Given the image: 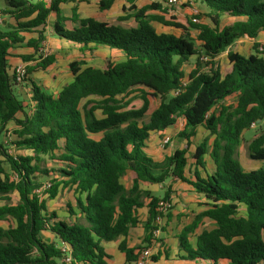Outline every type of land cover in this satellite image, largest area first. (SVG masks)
Returning <instances> with one entry per match:
<instances>
[{"label": "trees", "instance_id": "1", "mask_svg": "<svg viewBox=\"0 0 264 264\" xmlns=\"http://www.w3.org/2000/svg\"><path fill=\"white\" fill-rule=\"evenodd\" d=\"M71 1L0 0L5 5L1 15L11 20L0 27V199L10 200L13 192L19 197L16 204H0V264H109L104 242L127 236L140 222L139 208L147 206L142 244L128 246L123 240L119 245L126 264L136 262L139 251L152 246L153 231L165 230L156 217L160 203L170 198V189L161 199L142 185L172 177L189 183L207 200L206 209L180 236L184 259L264 264V127L250 145V158L263 164L246 169L238 157L243 133L253 124L264 126V55L255 41L256 51L250 55L229 50L225 67L217 59L237 39L257 38L264 30V0H198L208 8L211 23L189 21L196 38L188 37L186 25L145 15L144 9L133 13L137 24L130 27L80 18L75 8L65 17L62 5ZM116 1L98 4L104 11ZM224 16L239 19L222 27ZM153 21L186 34L158 32ZM49 25L60 40L83 49L105 46L120 51L124 59L107 58L100 68L73 60V81L59 93H49L29 78L56 61L52 54H40ZM18 44L38 54V59L25 57L33 64L27 66L23 83L16 82L9 65L10 50ZM192 56L197 60L187 75L183 66ZM26 81L31 83L28 99L17 89ZM133 92L143 99L139 108L129 106ZM148 96L159 99L149 115ZM231 97L233 103L228 102ZM179 119L185 122L179 132L183 146L157 161L149 153L150 135ZM199 127L208 138L197 145L191 161L188 154ZM9 145L28 153L10 152ZM47 158L53 160L51 168L45 165ZM127 174L128 188L122 182ZM45 179L51 183L50 198L60 187H75L80 215L71 205L73 220L48 210L38 192ZM204 217L215 226L203 229L194 246L189 234Z\"/></svg>", "mask_w": 264, "mask_h": 264}, {"label": "rangeland", "instance_id": "2", "mask_svg": "<svg viewBox=\"0 0 264 264\" xmlns=\"http://www.w3.org/2000/svg\"><path fill=\"white\" fill-rule=\"evenodd\" d=\"M78 2V12L82 16H92L95 17L98 20L111 22V23H117L122 26H131L136 25V19L134 18L133 13L136 10L144 9V14L148 16L157 15V16H163L168 20H175L178 23H181L182 25H186L189 28V38H196L197 31L190 26V22L192 21L197 24L201 23H211V19L208 16L209 10L208 8L202 4L198 0H178L176 4H170L168 0H117L113 6L110 8L109 11H103L101 10L98 0H77ZM76 3L74 1L65 3L62 5L63 13L65 15H70L72 12V9L75 7ZM136 7L135 9H132L133 7ZM5 8V5L1 3L0 9L3 10ZM195 17L197 20H194ZM236 17L232 16H224L221 19V26L233 24L236 20ZM49 20L53 21V16L49 17ZM7 23H11V20L8 16L2 15V21H0V27H6ZM152 25L155 27V29L158 32H164V33H173L176 35H185L186 31H183L182 29H176L174 27L165 25L158 21H153ZM47 40L43 41L42 49L40 50V54H52L55 56L56 61L53 65H51L48 70L43 71H37L30 74V77H32L33 81L36 82V84L40 87H43L46 91L49 93L57 94L59 93L62 88L72 81V74L71 70L69 68V63L73 60H83L86 64V66H94L97 68H100L104 65L105 59L108 57H112L115 59V61H120L123 59V54L120 51H113L110 50L108 47L105 46H94L92 45L89 48L83 49L79 45H76L71 42L67 41H61L52 33V26L49 25L47 27ZM251 40H249L248 36H243L240 39H237L235 43L228 47L227 50L221 54L217 59L223 67L226 66V56L227 52L229 50H240V51H252L255 52L254 49V43H250ZM199 43L198 41H196ZM260 44V43H259ZM264 44V41H263ZM261 46V44H260ZM259 46V51L261 50ZM32 54L33 58L38 59V54L35 53L33 48H29L26 46V44H18L15 47H13L10 50V56H9V65L10 70H13L14 67H16L19 64H24L26 66L32 65L33 60H26V56ZM197 60V56H192L190 60L184 64L183 68L188 75V73L195 67V63ZM18 91L20 92V87H17ZM24 90V89H23ZM21 90V91H23ZM22 95V94H21ZM151 101V109L148 112V115L152 110L158 107L159 105V99L148 96ZM129 99H131L130 107H136L139 108L143 104V99L140 96L139 92H133L129 95ZM229 103L234 102V98L231 97L228 100ZM98 114L100 115L101 112L98 111ZM148 115L146 119H148ZM176 130L174 131V135L171 138L170 144L167 148L168 151H175L176 149L180 148L183 145L184 140L179 136L178 130H182L184 128V121L183 119H179L176 124L174 125ZM263 123L261 125L259 124H253L252 128L249 130H246L243 133V141L242 144L238 150V157L246 169H254L263 164L262 161L259 160H252L250 158V145L254 138L260 134ZM175 132H177L175 134ZM157 132H153L151 135L154 137L157 135V138H160L158 134H155ZM150 135V136H151ZM3 139L9 140L10 137L3 136ZM151 138V137H150ZM149 138V139H150ZM207 135L204 132V128L199 127L198 133L195 137H193L192 140V150L188 154L190 157V160L192 161V155L196 151L197 145H199L203 140H205ZM153 139V138H152ZM209 147L212 146V139H209ZM10 152H15V148L12 145H9ZM17 153H28L27 151L23 150H17ZM156 157H158V160L164 161L165 158L161 156V154L156 153ZM208 160L209 167L213 166V161L209 157V155L206 156ZM44 164V163H43ZM45 165L48 167H52L53 160L50 158H47L45 161ZM6 168L8 171H10L9 166L6 165ZM55 175V172H52V175ZM175 179H178L176 177H172L168 179L166 182L162 183V185L154 186L153 187V194L160 197L161 199L165 196V193L168 190V183L170 181H174ZM46 183H49V179H45ZM122 182L125 184V186L128 188L131 186V177L129 174L125 175L122 178ZM73 189L71 187H67L63 189L60 187L59 193L56 197L50 198L49 196V189L46 190H40V196L41 199L45 201L46 206L49 208V210H55L57 213L60 214V216H64V206L65 203L68 202V199L72 197ZM172 193V190H171ZM170 193V194H171ZM10 200L8 199H0V204L10 202L13 204H16L18 202V194L17 192L11 193L9 196ZM172 200V198H169ZM177 203V201H172V207L169 209L166 215L169 214L173 209L174 205ZM163 204V202H161ZM246 213L245 208L242 207L240 214L244 215ZM166 215L162 217L161 221L158 222V226H164L165 230L168 231L165 232L163 228H159L156 235L153 237V253H157V250L164 249L163 246L165 243L168 245V247H175L176 244L173 240H168L167 238H174L176 229L175 224L173 221H169L166 218ZM215 225L214 223H211V227ZM167 241V242H166ZM169 250V249H168ZM157 255V254H156ZM165 260V259H164Z\"/></svg>", "mask_w": 264, "mask_h": 264}, {"label": "crops", "instance_id": "3", "mask_svg": "<svg viewBox=\"0 0 264 264\" xmlns=\"http://www.w3.org/2000/svg\"><path fill=\"white\" fill-rule=\"evenodd\" d=\"M74 2L76 3L74 8L78 12V8H79L78 2L79 1L75 0ZM109 10H104V11H109ZM62 12H63V9H62ZM78 14H79L80 18L92 17V16H82L79 12H78ZM71 15H72V12L70 15L64 14L65 17H71ZM51 16H53V21L51 22V23H53L56 18L54 15H51ZM93 18H95V17H93ZM238 19L239 18H237L236 20H238ZM108 23H111V22H108ZM67 24L69 26L73 25L72 22H67ZM115 24H117V23H115ZM131 26H135V25H131ZM124 27H130V26H124ZM245 36H247V35H245ZM248 38H249V40H251L250 43H255V41L259 42L261 44L260 48L262 47V50H264V44H263L264 30L260 31L257 38H250V37H248ZM61 41H65V40H61ZM113 51H117V50H113ZM234 51H238V52L245 54V55H250V54L254 53L252 51H245V52L240 51V50H234ZM262 53L264 55V51ZM108 58H112V57H108ZM123 59H124V55H123ZM79 60H81V59H79ZM122 60H120V61H122ZM120 61H116V62H120ZM70 63H69V65H70ZM29 78L33 81L32 77H30V75H29ZM72 81H73V75H72ZM71 82H69V83H71ZM33 83H36V82L33 81ZM19 87H20V93L23 95V97L28 99L31 95V92H30L31 83L29 81H26L24 84L20 85ZM21 90H23V91H21ZM184 124H185V122H184ZM173 130H176L174 125L169 127V128H166L163 131L155 133V134H158L160 138H157V135L155 137L153 135L150 136L151 138L147 142L148 147H149L148 148L149 153L157 161H160V160H158V157H156V155H155L156 153L161 154V156H163V158H166L167 156L171 155L174 152V151H168L167 150V148L170 144L171 138L174 135ZM180 131L181 130L177 131L178 134ZM177 132H175V134ZM204 132L206 135H208V132L205 129H204ZM166 138H169V141L167 143H164V140ZM158 185H162V184H147V183H145L142 185V188L145 190L151 191L153 194V191H152L153 187L158 186ZM71 188L73 189V191H72L73 193H72V197H70L68 199V202L65 203V206L63 207L64 208V212H63L64 216H60L59 213H57L55 210H52V211H55L58 214L59 218H61L63 220H71V219L73 220L74 219V217H71V215L69 213L70 205L73 207L75 213H77V215H80V212L76 206V197L79 196V193L75 190V187H71ZM168 189H170V193L172 190V193L170 194V198H172V201H177V203L174 205V209L169 214L166 215V218L169 221L174 222L175 229H176L175 237L174 238H167V239L170 241L173 240L174 243L176 244V246L174 248L168 247V245L165 243V245L163 246L164 249L157 250L158 252L155 254L152 251V256L155 255V256H158L159 258L157 260H153V258H152L150 260V264H207L204 262H196V261L191 260V259H184L183 255H185V254H184V251L180 247V236L184 232V228L186 226L191 225L195 221L196 215L201 213L202 211H204L206 209L207 206L205 205V203L207 202V200L203 196H201L200 194L195 192L192 185H190L189 183H187L185 181H182L179 178L175 179L174 181H170L168 183ZM48 210H49V208H48ZM49 211H51V210H49ZM147 215H148L147 206H143V207L139 208L138 216H139L140 222L136 226H134L130 229L127 236H121L116 240L104 242V247H105L107 253L111 256V258L109 260V264H126V254H125V252H123L119 248V245L123 240H125L127 242L128 246H137V245L142 244V241H143V238L145 235V230L143 228V222L147 218ZM211 223H214V222H212L209 218L204 217L202 219V222H200L199 227L195 231V233L189 234V241L192 245H194V246L196 245L197 235L203 229H209V228H212L215 226V225H213L211 227L210 226ZM164 231L167 232L168 230L166 229ZM46 236L53 237V235L51 233H46ZM131 264H137V263L134 262ZM218 264H227V263H226V261H221Z\"/></svg>", "mask_w": 264, "mask_h": 264}, {"label": "built area", "instance_id": "4", "mask_svg": "<svg viewBox=\"0 0 264 264\" xmlns=\"http://www.w3.org/2000/svg\"><path fill=\"white\" fill-rule=\"evenodd\" d=\"M168 2L170 4H176L178 2V0H168ZM194 20H197V18L195 17ZM0 21H2V15H1V9H0ZM262 50V47L260 48ZM14 71V76H15V80L17 83H23L24 80L28 77L27 74V66L24 64H19L16 67H14L13 69ZM169 141V138H166L164 140V143H167ZM51 187V183H45V185L40 189V190H46L49 189ZM40 190H38V192H40ZM172 207V200L169 199L165 202H163V204L160 203V214L157 215L156 217V223L158 224V222L161 221L162 219V213L165 215V213H167L169 211V209ZM159 228L155 229L153 231V235H156V233L158 232ZM152 249L153 246L148 247V248H144L142 250L139 251V257L138 260L136 261L137 264H150V260L152 259ZM63 251H66V248H63ZM66 261H69V258H66Z\"/></svg>", "mask_w": 264, "mask_h": 264}]
</instances>
